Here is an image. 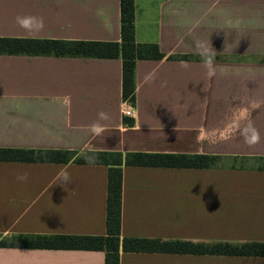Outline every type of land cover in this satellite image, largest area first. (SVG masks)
Wrapping results in <instances>:
<instances>
[{"label":"crops","instance_id":"1","mask_svg":"<svg viewBox=\"0 0 264 264\" xmlns=\"http://www.w3.org/2000/svg\"><path fill=\"white\" fill-rule=\"evenodd\" d=\"M134 2L136 40L166 54L137 60L134 116L123 113L121 57L0 54V146L226 156L214 168L125 165L121 233L264 241V169L253 163L264 157V0ZM29 16L43 28L18 24ZM0 36L121 41L120 0H0ZM64 172L67 190L57 185ZM107 192L105 164L0 160V234H105ZM0 264H105V251L0 246ZM120 264H264V255L122 251Z\"/></svg>","mask_w":264,"mask_h":264},{"label":"trees","instance_id":"2","mask_svg":"<svg viewBox=\"0 0 264 264\" xmlns=\"http://www.w3.org/2000/svg\"><path fill=\"white\" fill-rule=\"evenodd\" d=\"M121 41L0 36V54H30L122 58L123 100L135 105V66L139 59H162L166 54L157 42H139L135 37V2L120 0ZM169 59H222L219 54L172 53ZM125 122L134 120L125 117ZM237 159V157H232ZM226 156L207 153L143 152L117 150H76L59 148L1 147L0 160L28 162H75L108 166L107 231L105 234L18 233L0 234L1 247L67 248L105 251V264H120L122 251L169 253H209L264 255V241L192 240L180 238L123 236L121 233V194L123 168L161 166L214 168ZM91 161V162H90ZM264 169V157H259ZM235 167V165H233Z\"/></svg>","mask_w":264,"mask_h":264},{"label":"clouds","instance_id":"3","mask_svg":"<svg viewBox=\"0 0 264 264\" xmlns=\"http://www.w3.org/2000/svg\"><path fill=\"white\" fill-rule=\"evenodd\" d=\"M17 22L18 24L23 27L24 29L31 31L34 28L39 30L42 29L44 24H43V20L42 19H37L35 17H18L17 18ZM211 75V73H210ZM100 118L102 119H106V114L104 112H100L99 113ZM94 133L99 134L100 129L93 126V128L91 129ZM245 132H247V129L245 130ZM245 142L247 144H249L250 146H254L257 143L260 142V135L258 133V131L255 128H251V135H245ZM91 162V161H90ZM19 180L23 181L27 179V175H23L18 177ZM72 183V178L71 176L64 172L60 174V178H59V182L57 185H59L61 188H63L64 190H67V188L71 185Z\"/></svg>","mask_w":264,"mask_h":264},{"label":"built area","instance_id":"4","mask_svg":"<svg viewBox=\"0 0 264 264\" xmlns=\"http://www.w3.org/2000/svg\"><path fill=\"white\" fill-rule=\"evenodd\" d=\"M123 113L127 116H134V107L130 103H125Z\"/></svg>","mask_w":264,"mask_h":264},{"label":"rangeland","instance_id":"5","mask_svg":"<svg viewBox=\"0 0 264 264\" xmlns=\"http://www.w3.org/2000/svg\"><path fill=\"white\" fill-rule=\"evenodd\" d=\"M253 163H255V162H258V159H255V158H253ZM259 165H260V163H259Z\"/></svg>","mask_w":264,"mask_h":264}]
</instances>
